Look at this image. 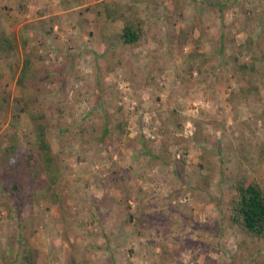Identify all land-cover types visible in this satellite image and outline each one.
<instances>
[{
	"label": "rangeland",
	"instance_id": "rangeland-1",
	"mask_svg": "<svg viewBox=\"0 0 264 264\" xmlns=\"http://www.w3.org/2000/svg\"><path fill=\"white\" fill-rule=\"evenodd\" d=\"M219 1L122 0L145 22L137 46L119 40L122 23L88 34L41 19L33 0L0 2V35L19 49L0 51V264H242L217 201L244 178L264 186V64L240 68L255 61L244 45L264 32V0ZM39 125L59 186L19 202L11 170L41 159ZM263 243L245 263L264 264Z\"/></svg>",
	"mask_w": 264,
	"mask_h": 264
},
{
	"label": "trees",
	"instance_id": "trees-1",
	"mask_svg": "<svg viewBox=\"0 0 264 264\" xmlns=\"http://www.w3.org/2000/svg\"><path fill=\"white\" fill-rule=\"evenodd\" d=\"M215 1V5L221 4V1ZM209 3L213 4L211 2ZM103 10L109 23H122L120 33L118 34V38L122 43L129 46H137L140 43L145 34V22L132 14L134 8L129 7L128 9H124L119 3L105 2L103 3ZM262 44H264V32L260 34L259 40H254L253 38L247 40L244 45L245 49L249 53H254L253 57L255 61L249 65H242L240 67L242 71L256 72V62L259 61V63L264 64V53L261 51ZM18 50L15 39H9L0 35L1 52L6 51L12 53ZM31 65V59L24 61L19 76L20 83L26 84ZM249 88L251 93H259L258 87H254L252 83L249 85ZM101 131L102 133L99 137L100 142L108 134L106 124L102 123ZM37 140L42 153L41 159H36L32 154L26 156L25 161L16 158L14 167L11 170L14 175L12 181L9 182L8 190L19 202L33 196V191L39 184L43 185L45 189L50 190L52 186L56 187V189L59 186V165L52 152L51 145L47 140L46 129L43 125L38 126ZM15 152L16 149L13 147L12 153ZM260 163H264V149H262ZM204 181L205 184H208L209 178H205ZM56 194V198L59 201L62 193L57 191ZM217 203L225 214L227 228L237 229L240 235V241L237 245L239 249L237 251L239 252H235L232 256V261L235 263L239 260L242 264H249L244 262V258H250V263L255 262L261 255V249H257V246L252 248V246L256 244L257 240H264V186L254 178L238 180L230 187V191L225 194L223 201H217ZM220 233L222 231L218 233L221 237Z\"/></svg>",
	"mask_w": 264,
	"mask_h": 264
},
{
	"label": "crops",
	"instance_id": "crops-1",
	"mask_svg": "<svg viewBox=\"0 0 264 264\" xmlns=\"http://www.w3.org/2000/svg\"><path fill=\"white\" fill-rule=\"evenodd\" d=\"M2 1L20 2V0H0V2ZM121 1L122 0H33V3L29 4L28 8L32 13L33 10H36V13L41 11L42 14L39 15L41 19L49 17L62 18L64 23L67 19H69L72 20L69 21V26L74 30H84L85 33L88 34L89 32H94L95 34H106L107 31H109V33L111 32L114 25L107 22L108 18L106 17L104 10H102V8L96 7H99V5L101 3L103 4L104 2L120 3ZM123 2H130L129 4L131 5L133 2H138V0H123ZM4 11H6V9H4ZM247 95L249 94H246V96ZM247 104L243 99L242 105ZM242 105L241 107L235 105V108L240 109L242 108ZM254 108L255 107L251 106L249 100V105L247 108L245 110L241 109L242 111L246 112V118L248 117V121L251 125H254L255 119L253 118L252 112L250 113V111L253 110L255 112H259L260 110V107H258V109ZM238 112L240 111L238 110L237 113Z\"/></svg>",
	"mask_w": 264,
	"mask_h": 264
}]
</instances>
